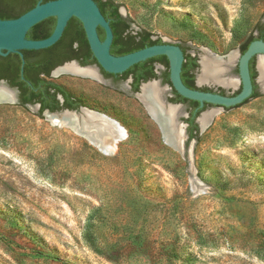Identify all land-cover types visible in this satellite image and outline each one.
Segmentation results:
<instances>
[{
    "label": "rangeland",
    "instance_id": "obj_1",
    "mask_svg": "<svg viewBox=\"0 0 264 264\" xmlns=\"http://www.w3.org/2000/svg\"><path fill=\"white\" fill-rule=\"evenodd\" d=\"M113 1L132 31L197 57L225 58L264 24V0ZM227 66L235 77L236 62ZM51 78L125 135L106 155L33 105L0 102V264H264L260 87L239 106L208 105L219 110L180 151L125 86Z\"/></svg>",
    "mask_w": 264,
    "mask_h": 264
},
{
    "label": "water",
    "instance_id": "obj_2",
    "mask_svg": "<svg viewBox=\"0 0 264 264\" xmlns=\"http://www.w3.org/2000/svg\"><path fill=\"white\" fill-rule=\"evenodd\" d=\"M121 13V11H120ZM122 14V13H121ZM55 16V25L51 34L42 39H28L26 38L27 31L37 22L49 17ZM76 17L82 23L86 39L89 48L95 57L97 64L106 72L119 73L133 64L143 61L147 58L164 55L168 61L170 88H173L179 95L187 99L196 100L199 105L202 106L204 102L211 104L212 106H218L219 108L232 107L242 103L245 99L249 98L253 89V84L249 74L248 63L252 56L264 58V41L255 39L251 41L244 52L240 53L238 50L232 51L225 58L218 57L211 53L209 50L201 49V54L197 57V67L195 69L196 86L200 87L198 82V74L201 70V57L203 55L210 56L215 60L222 62L231 56L230 63H237V75L234 78V85L239 87V91L235 94H221L219 91H204L200 89H194L186 86L180 77L181 66L183 62V51L177 43L163 42L158 44L149 45L122 55H113L110 53V44L112 41V31L108 24V21L102 15L99 7L94 0H47L44 2H37L32 8L28 9L24 13L15 18L0 19V55H6L7 53L16 52L22 57L21 50L23 49H42L47 48L54 44L61 36L68 20L72 17ZM97 27H101L104 30V38L100 40ZM70 63L75 64L79 68L81 67L75 60ZM229 64V63H228ZM66 65V64H65ZM65 65L57 67L52 74L56 75L60 73L56 72L58 69ZM90 67V66H85ZM258 69V65H257ZM226 74V72H225ZM259 69L257 82L260 86V90L264 92V88L259 81ZM80 76V75H79ZM81 77H88L82 76ZM100 80V77H98ZM222 88L231 87L224 86L220 83L211 82ZM143 86V85H142ZM141 86V88H142ZM166 87L160 93V104L163 109L177 108L175 114V122L178 127L184 126L179 124V116L187 117L188 113L182 110L181 103H174L168 101L164 94ZM0 88L9 92L8 98H0V102H13L17 103V92L13 88L9 87L4 80H0ZM140 88V92H141ZM139 92V93H140ZM143 107L146 109L150 118H154L149 107L138 97ZM27 106H30L27 105ZM34 108L38 111L39 104H34ZM219 109L202 110L195 118V122L198 125L199 133L202 132L211 122L214 114ZM46 119L52 124L65 126L76 134L84 137L91 145H93L98 151L103 154L110 155L113 151L105 145L107 139L119 141L124 135L116 136L111 133V130L118 127V122L109 117L108 115L89 109L85 106H80L78 110L61 109L57 111H49L45 109L41 112ZM157 118V116H156ZM155 119L161 133L163 141L171 145L173 148L182 151L184 138H186L184 128L182 130L184 137L180 139L178 143L168 142L164 139L163 126L158 122V118ZM62 119V120H60ZM201 119L204 122L201 123ZM106 140V141H105Z\"/></svg>",
    "mask_w": 264,
    "mask_h": 264
},
{
    "label": "trees",
    "instance_id": "obj_3",
    "mask_svg": "<svg viewBox=\"0 0 264 264\" xmlns=\"http://www.w3.org/2000/svg\"><path fill=\"white\" fill-rule=\"evenodd\" d=\"M39 1L44 2L47 0H0V19L15 18L27 11L28 9L32 8ZM94 1L96 2L97 6L99 7V10L101 11L102 15L105 17L106 20L113 21L115 24H119L125 21L123 17H121V15L118 13L119 5L113 0ZM55 20V16H49L37 22L27 31L26 38L42 39L49 36L54 28ZM126 20L128 21V23H126L125 26L119 29L117 32V36L123 42L126 43V49L124 51L131 52L152 44L163 43L160 38L151 39L150 36L152 35V33L146 30L132 31V29H130L128 32H126V34L122 35L127 26H129L130 21L127 18ZM255 29L259 30V37L261 35H264V24L257 23L255 25ZM70 33H74L78 35V37H81L82 42L87 46L88 43L82 23L78 18L72 16L68 20L60 38L51 46L42 49H23L21 50L22 57L19 53L16 52L7 53L6 55H0V79L3 78L7 80L10 85H19L20 93L19 103H17L18 105L27 106L29 104H33L34 102H39L40 108L38 110V114H41V112L45 108H47L49 111H57L61 110L62 108L77 109L78 106L81 105L69 101L67 98L63 105H59L57 100H55L54 98V92L49 93L48 91L46 82L47 79L39 76L41 72L47 75L51 66H54L57 63L53 62V60L51 59L58 58L59 55L57 53V46L61 44L60 42L63 37ZM98 35L101 39L104 37V30L101 27H98ZM254 39L255 37L253 34L249 35L248 38L239 45L240 52H244L248 44ZM177 44L182 49L184 55L180 71V77L182 82L190 88L200 89L204 91H212L208 87H197L194 84V71L197 67V57L195 55H191L187 51L186 47H184L183 45L179 43ZM68 48L71 49L72 47L69 45ZM115 49L116 47L112 48V52ZM31 54H38V56L35 57L34 61L30 59V56H33ZM88 55H91V60L88 62H93L96 60L91 50L88 51ZM49 57L51 58V65L48 64L49 61L47 62V60H49ZM152 58H162L164 59V64L168 66L166 56L157 55L154 57H150L149 59ZM146 60L140 61L132 65L129 69H133L138 64H144ZM81 62L84 63L87 61L83 60ZM28 66H35L34 68H36L37 70H35L32 75L28 74L29 76L23 73H19V76L17 75L18 71L20 72V69H24L26 71ZM254 74V71L251 72L252 78L254 77ZM165 81L170 83L168 72L165 73ZM54 87L57 91L63 93V90L60 86L54 85ZM238 91L239 90H236L233 94L237 93ZM173 92L175 94V97L172 99L173 102L186 103L190 107L189 116L185 119V121L188 122V141L192 139L199 140V128L197 123L195 122V118L200 111L204 110L208 105L211 104L204 102L203 105L200 106L198 101L182 97L174 89ZM220 93L222 94V92ZM258 95L259 93L255 91L250 95L249 98L256 97ZM249 98L242 101V103L234 106H239L245 103ZM224 108L227 109L230 107Z\"/></svg>",
    "mask_w": 264,
    "mask_h": 264
},
{
    "label": "flooded vegetation",
    "instance_id": "obj_4",
    "mask_svg": "<svg viewBox=\"0 0 264 264\" xmlns=\"http://www.w3.org/2000/svg\"><path fill=\"white\" fill-rule=\"evenodd\" d=\"M118 13L121 15V17H123V19L125 20L124 22L119 23V24H115L113 21L107 20L108 24L111 28V31H112V41H111L109 50H110V53L113 55H122V54L128 53V52L124 51L126 49V43L123 42L117 36L118 30L123 28L125 26V24L128 23V21L126 20V17H124L120 13L119 8H118ZM130 29H131V23L129 22V26H127V28L122 33V35L126 34V32H128ZM97 33H98V27H97ZM258 34H259V30L255 29V33H253L255 39H260V40L264 41V35H261L259 37ZM103 38L102 39L100 38V40H103ZM150 38L156 39L155 37H153V35H151ZM161 41L166 42L162 39H161ZM60 43L61 44L59 46H57L58 47L57 53L59 55L58 58H55V59L52 58L51 59L49 57V60H47V62L49 61L48 64L51 63L50 59L53 60V62H57V63L54 66H51L49 73L47 74L48 76L42 72L39 74V76L47 79L46 82H47L48 91H49V93L54 92V94H55L54 98H55V100H57L59 105H63L66 98H67L69 101H72V102L77 103V104H81L78 106V108L80 106H84V101L81 98L72 94L71 91L67 87H65L64 85H61L60 83H58L57 81H55L51 78V76L54 75V74H52L53 71L57 67H59L61 65H65V64L66 65L71 64L70 62L72 60H75L81 67L94 70L96 76H94V77L88 76L87 78L95 81L96 83H101L102 85H105V86L110 87V88H115L117 85L125 86L126 88H128V91L130 93L134 94V96L136 98H137L136 94L140 92V88L144 84L156 82L160 88H165V86H167L165 91L169 90V92H165L164 96L168 101L173 102L172 99L175 97V94L173 92V88H170L171 83L165 81V73L166 72L169 73V69H168V66H166L164 64V61H163L164 59H162V58H152V59L147 58L148 60L145 59L146 62L144 64H138L133 69H129L131 67L130 66L129 68H127L126 70H124L122 72L109 73V72L104 71L97 64L96 60L93 62L92 61L88 62L91 60V57H90L91 55H88V51L90 50L89 45L87 44V46H86L82 42V38L78 37V35H76L74 33L67 34V35H65V37H63V39L61 40ZM69 45L72 47L71 49L68 48ZM114 47H116V49L113 50V52H112V48H114ZM238 51L240 52V49ZM31 55H33V56H30V59L32 61H34L35 57L38 56V54L37 55L31 54ZM83 60H85L87 62L82 63L81 61H83ZM257 65H258V58H257V56L254 55L250 58L249 63H248L250 77H251V72H253V71L255 72L254 77L253 78L251 77V81L253 84V89H252L251 94L255 91H257L259 93L258 87H260V86L257 82V78H258ZM85 66H90V67H85ZM236 66H237V63H236ZM34 67L35 66H28L26 71L24 69H22V70L20 69V72L18 71L17 75L19 76V73L32 75V73L35 70H37ZM250 69H251V71H250ZM252 69H253V71H252ZM98 77H100V80ZM2 80H4V82L9 87L16 90V92H17V103H19V93H20L19 85H10L7 80H5L3 78H2ZM194 84L196 85L195 71H194ZM54 85L60 86L63 90V93L60 91H57L56 88L54 87ZM211 90L219 91V93L222 92V94H224V93L233 94L235 92L234 91L231 93H227L224 90H215V89H211ZM236 90H239V87ZM174 103H179V102H174ZM34 104H39V108H40L39 102H34L31 105H34ZM182 104H186V103H182ZM185 106L187 108L188 115H187V117L182 119L184 121L183 122V124H184L183 128H184L185 135H186V138H184V139H187V142H190L191 140L188 141V132H187L188 122L185 121V119L188 118V116H189L190 107L188 104H186ZM78 108L77 109H71V110H78ZM45 109H47V108H45ZM62 109H69V108H62ZM37 113H38V111H37ZM183 148H184V143H183Z\"/></svg>",
    "mask_w": 264,
    "mask_h": 264
},
{
    "label": "bare ground",
    "instance_id": "obj_5",
    "mask_svg": "<svg viewBox=\"0 0 264 264\" xmlns=\"http://www.w3.org/2000/svg\"><path fill=\"white\" fill-rule=\"evenodd\" d=\"M231 56L227 59L219 62L214 58L203 55L201 57V70L198 74L199 83L216 82L224 86L234 85V78L229 77V75L224 74L228 68L227 64L230 63ZM258 69L260 72L259 81L261 86L264 88V58L260 56L258 58ZM68 72L76 75L82 76H96L94 70L89 68H78L75 64H67L62 68L58 69L56 72ZM164 88H160L156 82H151L144 84L141 88V92L138 93V97L149 107L154 118H158V122L163 126L164 139L168 142L178 143L183 135V126L178 127L175 122V114L177 113V108H167L163 109L160 104L159 95ZM9 92L4 91L0 88V98H8ZM152 118L154 121L155 119ZM156 118V119H157ZM62 120V119H60ZM156 122V121H155ZM204 119H201V123ZM157 123V122H156ZM116 136H121L125 134L124 128L118 123V127L111 130ZM106 141V140H105ZM105 145L109 147L113 152L115 151L116 141L108 140Z\"/></svg>",
    "mask_w": 264,
    "mask_h": 264
}]
</instances>
